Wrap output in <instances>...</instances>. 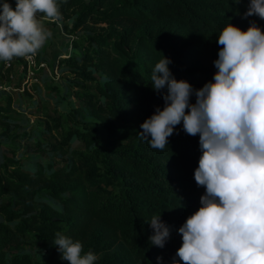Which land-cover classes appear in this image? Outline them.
Masks as SVG:
<instances>
[{
  "label": "trees",
  "instance_id": "1",
  "mask_svg": "<svg viewBox=\"0 0 264 264\" xmlns=\"http://www.w3.org/2000/svg\"><path fill=\"white\" fill-rule=\"evenodd\" d=\"M8 2L15 9L16 0ZM249 2L56 0L61 20L72 19L73 30L90 31L74 44L82 49L67 62L82 78L71 84L77 89L72 95L79 103L75 112L81 120L94 118L98 129L72 122L61 140L63 146L74 144L64 167L42 164L37 158V169L30 171L0 152V214L16 223L14 230L0 223V264H34L21 253L24 238L43 249L53 247L41 264H70L52 243L57 233L79 241L81 255L94 253L98 257L94 264H157L158 256L162 264H172L182 244L177 230L199 209L205 193L194 179L202 153L199 135L186 134L182 124L164 150L151 148L139 136L141 124L157 106L163 108L162 94L167 91L153 90L151 73L164 56L172 61L174 77L194 89L212 81L217 71L213 62L222 47L217 39L224 27L230 23L247 30L255 21L264 32V19L241 18ZM23 59L1 60L0 85L12 65ZM89 68L103 78L91 84L94 93L85 84L92 81ZM5 99L0 102V125L8 127L10 119L3 113L10 110L12 100L10 95ZM195 99L193 95L191 102ZM51 118L56 124L72 119L66 113ZM22 123L20 128L33 129L28 120ZM4 134L8 136L7 131ZM35 146L50 154L62 149L40 141ZM158 215L170 227L163 249L149 240L151 218Z\"/></svg>",
  "mask_w": 264,
  "mask_h": 264
},
{
  "label": "clouds",
  "instance_id": "2",
  "mask_svg": "<svg viewBox=\"0 0 264 264\" xmlns=\"http://www.w3.org/2000/svg\"><path fill=\"white\" fill-rule=\"evenodd\" d=\"M38 13L62 19L56 0H16L15 9L8 0L0 4V60L31 58L44 46L52 33ZM252 16L264 19V0H250L241 18ZM217 43L222 46L213 62L217 71L199 89L174 77L169 58L155 64L151 87L158 94L167 89L164 106L141 124L139 136L164 150L177 125L199 135L202 154L194 179L205 193L199 209L177 230L182 244L172 264H264V32L255 21L247 30L229 23ZM150 226L151 244L163 249L170 227L160 215ZM52 243L70 264H94L98 258L92 252L81 255V243L60 233Z\"/></svg>",
  "mask_w": 264,
  "mask_h": 264
},
{
  "label": "rangeland",
  "instance_id": "3",
  "mask_svg": "<svg viewBox=\"0 0 264 264\" xmlns=\"http://www.w3.org/2000/svg\"><path fill=\"white\" fill-rule=\"evenodd\" d=\"M38 20L43 28L51 31L52 36L46 40L44 46L30 58L24 57L22 61H17L12 65L3 85L0 89V102L11 96L10 110L3 115L8 116V127L0 125V152L5 153L8 159L19 162L23 169L33 171L37 169V158L41 163H53L55 167L66 164V159L72 156L71 143L66 146L61 140L68 127L74 122H80L84 128L97 130V121L92 117L81 120L76 114L79 106L78 101L72 95L75 88L71 85L74 82H81V74L71 64L67 58L82 49V46L74 47L81 37H86L90 31L73 30L72 19L52 21L49 18L38 16ZM99 27L105 28V25ZM102 30H98L101 32ZM74 53V54H75ZM1 62V60H0ZM25 63V65H24ZM93 71L92 68L87 70ZM92 81L87 80L86 85L89 93H94L91 89L93 82H102L103 78L98 73H91ZM78 80V81H77ZM4 90V91H3ZM70 114V121H60L58 124L52 120L58 114ZM74 116H76L74 118ZM2 115L0 120H2ZM22 120H28L33 129L20 128ZM49 130L45 134L44 131ZM7 131V135L4 132ZM14 136V138H10ZM39 137H42L40 139ZM42 144L62 145V149L56 154L38 152L35 150L37 142ZM108 190H111L108 187ZM51 206L58 208L55 200H48ZM0 223L5 224L9 229L14 230L16 223H9L5 216L0 214ZM22 242V254L30 257L34 264H41L51 254L53 249L49 246L43 249L40 243L32 242L30 239H20Z\"/></svg>",
  "mask_w": 264,
  "mask_h": 264
},
{
  "label": "built area",
  "instance_id": "4",
  "mask_svg": "<svg viewBox=\"0 0 264 264\" xmlns=\"http://www.w3.org/2000/svg\"><path fill=\"white\" fill-rule=\"evenodd\" d=\"M30 59H32V58H30ZM0 89H4V90H5V88H4V87H2V86H0Z\"/></svg>",
  "mask_w": 264,
  "mask_h": 264
}]
</instances>
